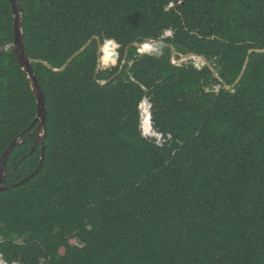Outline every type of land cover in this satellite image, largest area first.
I'll return each instance as SVG.
<instances>
[{"label":"trees","instance_id":"16d2710c","mask_svg":"<svg viewBox=\"0 0 264 264\" xmlns=\"http://www.w3.org/2000/svg\"><path fill=\"white\" fill-rule=\"evenodd\" d=\"M17 1L26 57L50 69L32 63L43 167L0 195L4 260L264 264V0ZM13 41L0 0V160L37 115ZM32 144L4 186L35 172Z\"/></svg>","mask_w":264,"mask_h":264},{"label":"water","instance_id":"95a60500","mask_svg":"<svg viewBox=\"0 0 264 264\" xmlns=\"http://www.w3.org/2000/svg\"><path fill=\"white\" fill-rule=\"evenodd\" d=\"M8 1L10 3V6L12 8V13H13L14 41H13L12 48L14 50L17 62H18L22 72L25 74V76L29 82L31 92H32L34 99L36 101L37 115H36L33 123L29 126V128L25 132H23L21 135L16 137L13 140V142L7 147V149L5 150V152L2 155V158L0 160V195L3 191H6L8 189H15L17 187H20V186L26 184L30 179L34 178L40 172V170L43 167L44 157H45V145L43 144V139L46 136L47 110H46V105H45V97H44L43 92L41 90V87L37 81V78L34 74V71L32 69V63H40V64H43L46 68L50 69V66L47 63L41 62V61H34V60H31V59L26 57L25 47H24V38H23V34H22V22H23L22 11H21V8H20L17 0H8ZM93 40L94 39H91L80 52H78L74 56H72L71 59H69V61L66 63V65L61 70H55L54 72L63 71L74 58H76L80 53H82L84 50H86L89 47V45L92 43ZM146 44L153 45V48H154V51L148 53L149 55H154L157 51L158 45H160L159 43L148 41V42L143 43V44H135L134 43L131 45V47H135V48H138L140 50V48H142ZM101 49H102V46L99 43L98 44V52H97L98 63H97L96 75L98 74V70L100 68L101 61H102ZM127 51H128V48L126 49V52ZM171 51H172V56H173L174 52L172 49H171ZM138 53H139V51H138ZM194 58H196V57L192 56V55L182 57L180 59V61L177 63V65L181 64L184 61H187L189 59H194ZM200 60L203 62L204 65L208 66V64L204 58H200ZM126 61H127V55H125L124 61L121 65L119 72L116 75V77L122 73V70L126 64ZM248 61L249 60L247 58L245 61L242 73L240 74L239 78L235 82V85L238 84L239 80L243 76V74L246 70ZM198 65L201 67L202 64L199 62ZM114 78H112L111 80H113ZM111 80L103 83L102 85H107ZM146 104H148V102H146ZM28 131H31V132L26 135V133ZM32 136H34V140H33V144L31 147V154L35 151L36 145L41 146V158H40L39 165L37 166V168L33 174H31L29 177L25 178L24 180H22L18 184L4 186L3 184L7 178V175L5 174V166H6V163L8 161L9 156L11 155V153L13 152L15 147L21 145L23 141L31 138ZM14 172H15V170L12 172V174Z\"/></svg>","mask_w":264,"mask_h":264},{"label":"built area","instance_id":"2783aa9c","mask_svg":"<svg viewBox=\"0 0 264 264\" xmlns=\"http://www.w3.org/2000/svg\"><path fill=\"white\" fill-rule=\"evenodd\" d=\"M0 264H19V263H8L7 261L4 260L3 256L0 254Z\"/></svg>","mask_w":264,"mask_h":264},{"label":"rangeland","instance_id":"374dc122","mask_svg":"<svg viewBox=\"0 0 264 264\" xmlns=\"http://www.w3.org/2000/svg\"><path fill=\"white\" fill-rule=\"evenodd\" d=\"M171 34L170 33H166V35H164V37H169Z\"/></svg>","mask_w":264,"mask_h":264},{"label":"clouds","instance_id":"9594fccd","mask_svg":"<svg viewBox=\"0 0 264 264\" xmlns=\"http://www.w3.org/2000/svg\"><path fill=\"white\" fill-rule=\"evenodd\" d=\"M167 33H169V32H167ZM165 35H166V33H165Z\"/></svg>","mask_w":264,"mask_h":264},{"label":"flooded vegetation","instance_id":"af4514ba","mask_svg":"<svg viewBox=\"0 0 264 264\" xmlns=\"http://www.w3.org/2000/svg\"><path fill=\"white\" fill-rule=\"evenodd\" d=\"M33 140H34V136H33Z\"/></svg>","mask_w":264,"mask_h":264},{"label":"bare ground","instance_id":"6f19581e","mask_svg":"<svg viewBox=\"0 0 264 264\" xmlns=\"http://www.w3.org/2000/svg\"><path fill=\"white\" fill-rule=\"evenodd\" d=\"M146 45H148V44H146ZM141 51V50H140Z\"/></svg>","mask_w":264,"mask_h":264}]
</instances>
